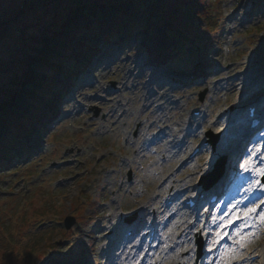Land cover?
<instances>
[{
  "label": "rangeland",
  "instance_id": "374dc122",
  "mask_svg": "<svg viewBox=\"0 0 264 264\" xmlns=\"http://www.w3.org/2000/svg\"><path fill=\"white\" fill-rule=\"evenodd\" d=\"M33 1H36L34 7L26 0H0V138L6 126L13 124V118L10 122L5 119L13 114L26 116L31 113L40 95L37 90L43 89L44 84H50L47 68L42 62H33L29 66V74L24 75L26 63L22 52L29 48L32 33L45 28L50 13L66 10L71 0H56L58 6L51 3L46 5L45 0ZM76 1L94 3L92 13L85 18L89 21L108 19L115 12L107 0ZM225 3L227 31L224 42L219 44L212 40L209 51L202 48L194 52L192 48H186L177 52L179 43L173 37H168L169 33L173 36L172 30L164 25H147V33L136 29L121 44V36L117 37L95 61L96 66L86 69L77 89H72L68 106L70 108L75 104L76 115L67 116L62 122L59 120L57 128L48 130L45 140L40 135L34 136L41 140L38 153L2 174L5 179L0 180V194L4 197L0 203L16 205L19 210L32 201H27L26 197L35 194L37 198L43 197L45 208H52L48 214L45 213L43 220L36 219L25 227L26 230L33 228L40 232L39 238L43 242L46 239V243H42L43 250L35 255L36 264H56L45 258V252L47 254L50 250L52 257H55L53 252L65 250L57 264H76L75 251L80 255L79 264H138L139 256L125 259L127 251L117 258L114 253L107 254V233L115 231V244H122L126 230L132 226L126 217L136 214L137 217L150 219L152 211L158 212L162 238L168 234V241L174 238L179 225L188 221L194 226L193 232H187L188 244L176 253L184 254L185 249L194 247L190 264H195L198 235L203 238L204 252L206 246L202 233L207 231L206 228L209 231L216 227L211 223V215L205 217V211L199 214L180 211L182 214L178 216V222L171 226L170 232V215L177 212L175 206L179 200L175 199L171 206L168 200L177 195L182 182L198 183L202 175L214 168L221 155L225 154L229 161L235 147L241 145L240 136L246 126L233 128V121L224 118L217 122L216 116L220 111L224 107L236 108L240 103L264 102V0H225ZM129 7L128 2L122 6L124 9ZM150 16L154 17L155 13L150 12ZM85 19L73 20L70 26L77 28ZM178 22L180 25L183 23L182 20ZM65 45L61 38L51 37L48 53L59 55ZM144 50L146 61L151 66L169 59L167 69L195 72V81L188 82L184 88L179 83L159 86V93L153 98L155 104L143 107L144 96L148 92L141 83L147 76L142 78ZM209 63L212 65L209 66ZM246 66L250 69L249 74L231 77ZM136 70H139L140 77L133 75ZM53 73H56L54 76L57 79L63 78L57 70L54 69ZM18 74L24 75L20 76V84L15 81ZM228 79L225 89L224 83ZM254 82L256 85L251 88ZM14 86L19 88L11 93ZM117 86L124 89L114 92ZM205 88L207 93L201 100L198 95ZM10 97L11 100L6 101ZM114 99L116 103H122L117 113L110 112L112 108H119V105L114 106ZM174 99L178 101L169 103ZM157 104L163 106L162 111H154ZM96 107L99 109L98 115H95ZM197 108L202 110L201 115L192 114L191 111ZM128 111L132 112L130 116L126 115ZM170 116L171 122L176 124L177 130L187 140L185 146L171 153L165 147L168 143V139H165L159 144L153 143L152 148L148 147L149 141L156 140L153 135L157 134L158 124ZM207 130L219 133L215 147H205L189 165L181 166L194 145H202L209 140ZM27 133L30 134V131ZM126 135L129 136L128 140ZM244 156L235 157V174ZM59 160L63 162L60 168L51 166ZM129 171L131 178L128 177ZM167 174H170V179L162 184ZM91 198H96V202L88 201ZM131 199L135 202L134 206L128 205ZM34 202L38 203L37 200ZM142 202L145 205L138 210L137 205ZM44 205L40 208H44ZM92 210L93 215L90 216L93 221L87 223L90 220L88 213L91 214ZM66 214L77 218L70 228L64 225ZM113 216L115 219H111ZM35 223V227H30ZM200 225H204V228L197 233L195 229ZM253 241L248 244L255 245ZM259 245L264 248V239L260 240ZM164 257L165 253L156 249L147 264H185L184 259L163 263Z\"/></svg>",
  "mask_w": 264,
  "mask_h": 264
},
{
  "label": "trees",
  "instance_id": "16d2710c",
  "mask_svg": "<svg viewBox=\"0 0 264 264\" xmlns=\"http://www.w3.org/2000/svg\"><path fill=\"white\" fill-rule=\"evenodd\" d=\"M26 2H29L33 7L36 6V1L26 0ZM107 2L115 9L114 14L108 19L86 20L85 18L93 11L94 3L71 0L67 4L66 10L50 13L45 28H40L36 34H30L29 48L22 52L23 61L26 63L24 75L29 74L28 72L31 70L29 66L33 62H42L47 68L50 84H44L43 89L37 90L40 95L34 102L35 106L31 113L26 116L13 114L5 119L10 122L13 118V124L10 127L6 126V130L0 138V155L3 158H25L29 154L27 144H25L24 153H17L15 141L19 140L20 142L27 130L43 131L45 124H50L47 121L48 116L45 114L46 106L55 104L57 96L63 94L68 86V84L59 85V81L52 73L55 69L59 70L61 74L72 75L73 78L77 74H82L85 66L77 64L76 58L86 53L97 54L101 50L97 43L90 40V37L103 33V39L107 40L112 39V36L123 30L129 31L135 28L145 30V24L151 18L149 13L153 11L156 13V18L152 17L153 24L170 28L174 36L184 45L201 44L209 39L215 40L219 44L224 42L225 31H227V21L224 18L225 0H107ZM125 2L130 3L129 9L122 8ZM47 3L58 6L56 0H45L46 5ZM76 19H85L86 21L78 25L77 28H73L70 23ZM179 20L183 21L182 26H180ZM206 33L209 34L208 38H205ZM51 37L61 38L66 43L61 49V54L50 55L48 53ZM24 75L16 76L17 84H20V78ZM17 88L19 87L14 86L11 93ZM58 88H60L59 92H57ZM11 98H7L6 101ZM0 106L2 105L0 104ZM1 156L0 166H4ZM2 174L0 180L5 179ZM3 197L4 195L0 194V201ZM26 198L27 201L32 200L27 204L29 208L24 206L19 210L16 205L5 206L0 203V264H36L38 261L35 263V255L43 250L42 243H46V239L43 242L42 238H39L40 232L33 228L26 230L25 227L34 220L46 216L45 213L48 214L52 208L50 206L45 208L43 197L37 198V195L34 194ZM34 200H37L38 203ZM43 205L44 208H40ZM35 225L36 223L30 227H35ZM45 258L53 260L49 252L47 254L45 252Z\"/></svg>",
  "mask_w": 264,
  "mask_h": 264
},
{
  "label": "snow or ice",
  "instance_id": "6c2138e0",
  "mask_svg": "<svg viewBox=\"0 0 264 264\" xmlns=\"http://www.w3.org/2000/svg\"><path fill=\"white\" fill-rule=\"evenodd\" d=\"M239 169L255 177L247 181L248 186L244 189L247 195L244 199L228 203L227 211L217 206L210 216L211 223L216 225L215 229L202 233L207 239V252L209 253L217 250L225 239L232 241L231 245L223 244L220 247L216 264H231L240 255V250L245 248L257 233L264 230V208L261 207L264 205V140L253 144L247 150V155L239 163ZM257 192L261 194L260 197L241 207L249 196ZM236 224L238 226L230 232L229 229ZM203 228L204 225H200L195 231L201 233ZM248 228L255 229V233L246 231ZM169 231L171 232L172 229ZM188 250L185 249V251ZM209 264L212 262L209 261Z\"/></svg>",
  "mask_w": 264,
  "mask_h": 264
},
{
  "label": "bare ground",
  "instance_id": "6f19581e",
  "mask_svg": "<svg viewBox=\"0 0 264 264\" xmlns=\"http://www.w3.org/2000/svg\"><path fill=\"white\" fill-rule=\"evenodd\" d=\"M145 97V102H144V104H143V107H151L153 104H155V101L153 100V98H154V95L153 94H149L148 96H144ZM113 101V103H114V106L115 105H117V103H116V101H115V99L114 100H112ZM119 103V102H118ZM169 103H174V101L173 100H171V101H169ZM155 110L154 111H156V112H160V111H162L163 110V106H161V105H156L155 106V108H154ZM115 111H116V109H114V108H112L111 109V112L112 113H115ZM132 114V112H128V116H130ZM170 123V122H169ZM170 126H171V124L169 125V128H170ZM262 130V129H261ZM162 135H160V136H158V138H157V140H155V141H150V142H148L147 143V145H148V147H151L152 148V145H153V143H156V144H158V142L159 141H161V140H163L166 136H167V134H165V133H161ZM248 134V133H247ZM126 139L128 140L129 139V137H128V135L126 136ZM258 140H261L260 138L258 139ZM170 150H172V149H170ZM135 195V194H134ZM238 195V197L240 196V195H242V193H239V194H236L234 197H232V198H230V200H233L234 198H236V196ZM237 197V200H239V198ZM227 199H229V197L227 198ZM254 201V199L252 198L251 200H249V201H246V203L244 204V205H241L242 207H244V206H246L247 205V203L249 204V203H251V202H253ZM223 204V203H222ZM129 206H134L135 205V202L131 199V203H129L128 204ZM137 206H139L138 207V210H141L142 208H143V206H144V203L142 202V204H138ZM227 205L226 204H224L223 205V207H222V210L223 211H227V207H226ZM178 215H177V213L175 212V214H173V215H170V223H169V229H171L172 227V225H174L175 223H177V221H178V217H177ZM194 220H197V218H193ZM192 219V220H193ZM124 225H126V224H124ZM238 226V224H236V225H233L232 226V228L229 230L230 232L235 228V227H237ZM178 228H180V232H179V235H177V242L174 244V246H173V248H167L166 247V242H167V238L169 237V236H167L165 239H163L162 241H159L158 242V248H157V250L159 249V252H165L166 254H165V257H164V259H163V263H165L166 261L168 262V261H170V260H182V259H184V263L185 264H190V261L192 260V258L194 257V254L192 253V251H188V252H186V253H184V254H179V253H176V250L177 249H179V248H182V247H185L188 243H187V235H185V233H186V231L190 228V229H192L193 228V225H192V223L191 222H188V221H186L185 223H183V224H181V226L179 225L178 226ZM252 230L254 231V233H255V229H253L252 228ZM140 231V230H139ZM247 231V230H246ZM143 234H144V232H139V238L137 239V241H136V243L132 246V248L134 249V250H136V252L135 251H133V253H135L134 254V256L138 253V251H140L139 250V248H141L142 246H143V243H144V236H143ZM257 235H258V237L259 238H264V233L262 234L261 232H259V233H257ZM206 241H207V239H206ZM231 243H232V241H231ZM223 244H226L224 241L222 242V245L221 246H219V248L220 247H222L223 246ZM136 245H139V247L137 248L136 247ZM231 245V244H230ZM125 248H126V245L124 244V243H122L121 245H120V247L118 248V251H116L117 250V248H116V246H113V244H111L107 249H106V251L107 252H111V253H114V257L115 258H117V256H120V253L121 252H123L124 250H125ZM155 249H154V253H155ZM131 253H132V251H131ZM211 254L209 253V252H207V248H206V250L204 251V255H203V257L202 258H200V260L198 261V263L197 264H209V261H211L212 262V264H216V261L217 260H211V259H208V257L210 256ZM133 256V257H134ZM152 256V254L151 253H146L145 255H144V257L143 258H141L139 261H138V264H147L148 263V261H149V258ZM126 257L128 258L129 257V255L128 254H126ZM114 258V262L116 261V259ZM126 258V259H127Z\"/></svg>",
  "mask_w": 264,
  "mask_h": 264
},
{
  "label": "water",
  "instance_id": "95a60500",
  "mask_svg": "<svg viewBox=\"0 0 264 264\" xmlns=\"http://www.w3.org/2000/svg\"><path fill=\"white\" fill-rule=\"evenodd\" d=\"M206 91H207L206 89L203 90V91H201V93H200V97H201V99L204 98V95H205ZM209 134H212L211 131H209ZM213 142L215 143L216 140L213 139ZM220 165H221V160L219 161V163H217L216 166L218 167V166H220ZM74 222H75V218H74L73 216H67V217L65 218V225H66L67 227H71V226L73 225Z\"/></svg>",
  "mask_w": 264,
  "mask_h": 264
}]
</instances>
